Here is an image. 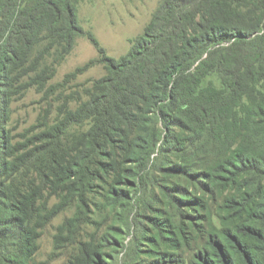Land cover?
Wrapping results in <instances>:
<instances>
[{"label":"trees","instance_id":"trees-1","mask_svg":"<svg viewBox=\"0 0 264 264\" xmlns=\"http://www.w3.org/2000/svg\"><path fill=\"white\" fill-rule=\"evenodd\" d=\"M76 1L0 0V264H29L54 218L74 202L85 214L102 173L114 176L113 205L127 202L126 177L147 169L156 150L203 193L173 201L206 212L210 231L192 264H264V0H161L118 59L78 24ZM75 37L97 57L66 79L94 65L103 77L75 110L15 140L6 130L12 97L51 79L36 72L43 54L31 62L34 48L46 42L63 57ZM51 197L59 202L48 206ZM220 198L216 228L209 208ZM77 222L59 227L56 244L73 238ZM72 264L106 262L100 247L81 242Z\"/></svg>","mask_w":264,"mask_h":264},{"label":"rangeland","instance_id":"rangeland-1","mask_svg":"<svg viewBox=\"0 0 264 264\" xmlns=\"http://www.w3.org/2000/svg\"><path fill=\"white\" fill-rule=\"evenodd\" d=\"M76 2L78 24L95 36L108 56L118 59L128 53L133 40L143 35L161 0ZM45 48L46 42L35 47L31 62L43 54L36 72L51 79L43 88L34 85L12 97L6 110V130L15 140L37 132L35 128L44 121L51 125L63 112L75 110L85 100L84 90L105 73L101 65H94L75 79H66L76 68L97 57L85 37H75L72 50L63 57L58 46L48 51ZM36 72L22 78L19 84L28 82ZM209 80L219 87L216 77ZM86 129L85 125L74 128L71 134ZM174 161L166 151L156 150L147 169L133 178L126 177L130 183L122 188L129 192V200L116 205L109 198V192L117 187L114 176L102 173V180L96 181L87 195L85 214L74 202L54 218L42 230L37 253L29 264H72L81 242L100 247L106 264H192L195 254L204 248L210 229L205 211L193 203L181 207L173 203L177 199L193 200L203 194L186 176L168 171ZM178 187L186 191L183 196L176 191ZM57 202L59 199L51 197L48 206ZM220 202L221 198L211 201L209 208L211 224L216 228H220L217 210ZM76 215L78 222L73 238L56 244L59 227ZM67 235L65 231L63 236Z\"/></svg>","mask_w":264,"mask_h":264}]
</instances>
